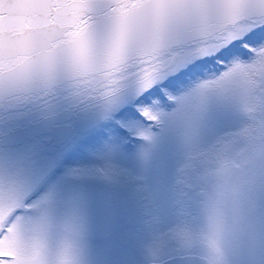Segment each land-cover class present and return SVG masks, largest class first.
Listing matches in <instances>:
<instances>
[{
    "label": "snow or ice",
    "instance_id": "obj_1",
    "mask_svg": "<svg viewBox=\"0 0 264 264\" xmlns=\"http://www.w3.org/2000/svg\"><path fill=\"white\" fill-rule=\"evenodd\" d=\"M0 264H264V0H0Z\"/></svg>",
    "mask_w": 264,
    "mask_h": 264
}]
</instances>
